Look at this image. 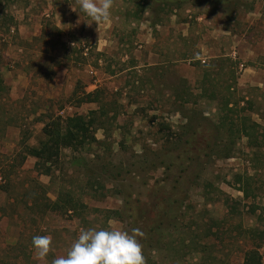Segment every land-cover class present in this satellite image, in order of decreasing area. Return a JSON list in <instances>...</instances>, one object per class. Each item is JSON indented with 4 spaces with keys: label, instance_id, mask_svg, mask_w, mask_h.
Returning <instances> with one entry per match:
<instances>
[{
    "label": "rangeland",
    "instance_id": "1",
    "mask_svg": "<svg viewBox=\"0 0 264 264\" xmlns=\"http://www.w3.org/2000/svg\"><path fill=\"white\" fill-rule=\"evenodd\" d=\"M0 76V264L88 228H139L145 264H264V0H113L107 23L0 0ZM99 110L95 143L37 169L47 122Z\"/></svg>",
    "mask_w": 264,
    "mask_h": 264
},
{
    "label": "clouds",
    "instance_id": "2",
    "mask_svg": "<svg viewBox=\"0 0 264 264\" xmlns=\"http://www.w3.org/2000/svg\"><path fill=\"white\" fill-rule=\"evenodd\" d=\"M80 10L95 23H107L113 0H77ZM143 232L134 228L129 233L121 228L81 229L65 255L51 264H145L140 238ZM52 245L49 235L32 237L34 255L46 260Z\"/></svg>",
    "mask_w": 264,
    "mask_h": 264
},
{
    "label": "trees",
    "instance_id": "3",
    "mask_svg": "<svg viewBox=\"0 0 264 264\" xmlns=\"http://www.w3.org/2000/svg\"><path fill=\"white\" fill-rule=\"evenodd\" d=\"M100 110L93 114L91 113L87 117L73 116L67 117L64 120L56 118L47 122L43 128V140L38 147L30 148L27 153L29 156H32L37 160V169H40L44 174L49 175L51 170L50 165L57 163L63 150L72 149L73 151H77L85 145L95 143L93 126L97 125L98 122L102 121L106 116V113H103ZM245 136H249L247 132H245ZM62 200L63 199H58V202L54 204L55 209L60 208L58 206ZM64 202L63 208H65V211L70 210L71 204H74L69 199ZM250 234L251 236H255L252 231ZM261 240L264 242L263 238H261ZM258 249L259 247H251V249L246 251L244 253L242 264H263Z\"/></svg>",
    "mask_w": 264,
    "mask_h": 264
}]
</instances>
